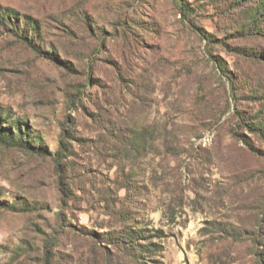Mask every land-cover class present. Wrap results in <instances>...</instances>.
<instances>
[{
    "label": "rangeland",
    "instance_id": "obj_1",
    "mask_svg": "<svg viewBox=\"0 0 264 264\" xmlns=\"http://www.w3.org/2000/svg\"><path fill=\"white\" fill-rule=\"evenodd\" d=\"M203 3L195 23L227 36ZM0 5L38 20L42 43L60 58L0 23L4 126L20 136L18 126L28 125L27 137L41 135L52 153L63 128L72 133L61 169L52 156L0 141V264H45L54 237L53 264H256L254 248L264 252V141L239 127L216 57L252 85H264V62L222 44L209 50L174 0ZM229 43L264 51L260 38ZM239 107L259 103L243 96ZM124 227L149 229L139 241H152L154 251L103 236Z\"/></svg>",
    "mask_w": 264,
    "mask_h": 264
},
{
    "label": "trees",
    "instance_id": "obj_2",
    "mask_svg": "<svg viewBox=\"0 0 264 264\" xmlns=\"http://www.w3.org/2000/svg\"><path fill=\"white\" fill-rule=\"evenodd\" d=\"M201 1L202 0H174L183 18L189 23L191 28L195 29V32L207 41L206 45L209 50H212L216 44H222L231 52H236L250 60L264 62V51L254 46H233L229 43L230 39L240 38H260L264 40V0H203V6L211 8L214 12L216 11L224 20V24H226L227 28L226 34L228 35L223 37H217L215 34L206 31L203 27L195 23V11L197 9L202 10V7L198 8V6H202L200 4ZM0 23L9 28V30L27 46L35 48L36 51L52 60H60L58 57V49L53 44L47 47V44L42 43L45 39L42 37V34H40V24L38 20L29 15L22 16L19 11L14 8H4L0 5ZM102 33L104 34L105 32L103 31ZM216 58L219 71L229 80V109L232 108V105L234 106V110L239 118V127L247 130L251 134L257 135L264 141V85L260 84V81L253 85L248 79L242 81L243 78L240 76L237 69L231 71V69H228V67L221 62V58ZM64 62L66 63L67 61ZM86 81L87 82L83 84V90L89 86L91 76H88ZM241 89L244 90V92L240 91ZM79 96L78 100L83 103L84 99L81 98L82 94ZM243 96L256 100L259 103V107L254 110H241L239 105ZM19 122L20 121H18V123ZM5 124L6 120L0 115V141L2 143L17 147L27 153H36L44 157L52 156L59 169L62 168L63 158L66 157L67 151H70L68 139L72 136V133L69 129H66V127L63 128L58 150L52 153L44 143V139L41 135L31 138L27 137L29 130L28 125H26L25 131L22 129V126H18L20 136H16L14 130L12 131L13 128L4 126ZM61 214L64 215V212L60 211L59 215ZM147 231H149V229L124 227L113 233L110 231L104 233L103 236L106 238L108 236L107 240L109 241L124 243L130 250H135L142 254L144 251L153 252L156 246L152 241L144 243L139 241L147 238L145 237ZM56 242V237L46 240L45 257L43 259L45 264H53V246ZM254 254L256 256V264H264V252L255 247Z\"/></svg>",
    "mask_w": 264,
    "mask_h": 264
}]
</instances>
